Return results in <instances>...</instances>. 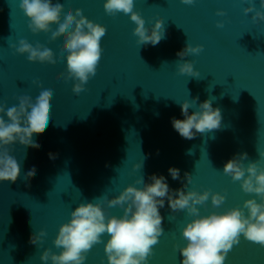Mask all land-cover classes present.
Wrapping results in <instances>:
<instances>
[{
	"label": "water",
	"instance_id": "obj_1",
	"mask_svg": "<svg viewBox=\"0 0 264 264\" xmlns=\"http://www.w3.org/2000/svg\"><path fill=\"white\" fill-rule=\"evenodd\" d=\"M58 2L65 11L75 14L80 9L88 20L106 28L96 74L79 95L73 92L74 81L65 79L64 37L52 41L50 32L32 33L20 0H0V103L18 106L21 96L34 101L43 89L53 90L49 126L33 136L39 147L16 143L10 149L21 172L14 183L0 182V264H45L41 254L45 249L61 251L53 241L75 207L105 196L111 199L129 185L142 188L135 183L140 177L150 183L151 175H163L175 190L187 183V172L192 182L185 191L211 189L226 196L219 208L212 207L210 198L198 205L202 216L242 208L250 198L259 202L223 173L224 164L240 153H247L245 167L252 161L264 167L259 155L264 152V20L253 21L255 12H244L250 0H195L192 5L134 0V11L147 28L157 19L164 21V36L155 46L138 44L130 15H108L105 0ZM251 4L264 12L260 0ZM218 11L225 14L217 15ZM218 22L223 27H217ZM21 39L51 49L56 63L30 62L27 54L11 47H19ZM186 44L202 45L203 50L181 60L177 52ZM185 60L192 62L199 78L179 73L178 64ZM197 97L189 113L210 99L213 108L220 109L221 126L185 139L171 120L184 119L180 104ZM137 164L142 167L134 168ZM33 167L35 175L26 179ZM170 167L180 170V179L171 178ZM103 207L109 215H123L119 206ZM160 213L164 232L148 264H181L178 249L187 243L182 229L194 217L186 210L172 212L166 199ZM41 231L46 235L38 247L31 238ZM108 238L104 234L92 247L85 264H107ZM225 264H264V247L241 235Z\"/></svg>",
	"mask_w": 264,
	"mask_h": 264
},
{
	"label": "clouds",
	"instance_id": "obj_2",
	"mask_svg": "<svg viewBox=\"0 0 264 264\" xmlns=\"http://www.w3.org/2000/svg\"><path fill=\"white\" fill-rule=\"evenodd\" d=\"M195 0H181L185 5H192ZM20 9L30 20L28 25L32 33H51V40L64 37L61 56L66 53L67 76L65 79L74 81L73 92L79 95L84 85L95 76L102 51L101 38L106 34V28L99 23L88 20L80 9L73 14L67 11L61 3L53 0H20ZM104 10L110 16L118 13L130 15L136 27L133 34L138 37L140 45H157L164 36V21L157 19L149 29L145 26L144 18L134 11V0H105ZM264 8V0H260ZM255 12L253 21L264 20V12L255 10L254 5L244 9V12ZM63 13V18L61 14ZM218 11L217 15H224ZM56 25L55 30L52 26ZM217 27H223L222 23ZM21 55L27 54L30 62L55 64L54 53L51 49L37 43L35 46L21 39L19 47L11 45ZM202 45L193 47L190 44L179 52L181 60L189 54H199ZM180 74L199 78L200 73L194 70L193 64L185 60L178 64ZM18 106L7 107L0 103V182H16L21 168L18 160L11 154V147L19 143L25 147L38 148L33 140L34 134H43L50 123L53 99L51 88L43 89L33 101L30 96L18 98ZM197 98L180 104L184 119L172 118L174 130L185 139L195 138L197 133L217 130L221 126L222 115L219 108H213L212 101L205 100L199 104L198 110L189 113L196 105ZM6 117V118H5ZM190 154V153H189ZM264 157V152L259 153ZM247 153H240L230 158L223 166V173L233 181H239L243 192L259 197L244 201L243 207H234L223 213L212 212L201 215L198 205L204 206L211 199L213 208H219L226 199L225 195L213 193L211 189L198 192L185 191L187 184L192 182L189 173H185L186 184L180 189L172 190L163 175L153 174L150 183H145L143 177L136 184L142 188L129 185L118 196L108 199L106 196L96 203H80L71 212V219L63 223L53 244L61 251L57 254L45 249L40 256L45 264H85L87 253L92 247L102 242V236L108 234L104 244L107 264H148L153 255V246L159 242L163 234L164 217L160 209L165 206V199L172 212L186 210L194 217L182 229V236L187 241L186 246L179 247L182 257L181 264H225L227 254L234 245L240 243L243 236L247 241L264 247V167L259 161H252L245 167L243 161ZM142 165H134L140 169ZM168 173L173 180L180 179V170L170 167ZM247 174V175H246ZM35 175L33 167L26 175L29 179ZM108 208L119 206L123 215H109L103 205ZM247 210V213H245ZM46 233L31 238V243L37 245Z\"/></svg>",
	"mask_w": 264,
	"mask_h": 264
}]
</instances>
